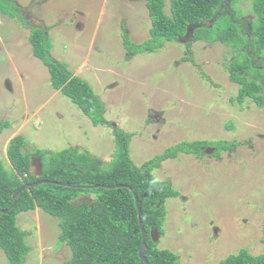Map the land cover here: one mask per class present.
<instances>
[{
  "label": "rangeland",
  "instance_id": "1",
  "mask_svg": "<svg viewBox=\"0 0 264 264\" xmlns=\"http://www.w3.org/2000/svg\"><path fill=\"white\" fill-rule=\"evenodd\" d=\"M8 1L19 10L14 19L0 13V122H9L0 135V159L6 168L7 144L16 135L27 140L24 150L32 153L36 174L37 148L76 147L106 166L116 152L114 128L132 134L129 157L135 166L183 141H234L219 156L214 147H205L199 157L179 154L152 170L157 181L179 193L166 200L164 233L153 232V239L181 264H220L242 248L264 253V107L235 101L238 85L226 70L233 56L229 48L191 42L186 34L157 52H137L150 38L145 0ZM230 1L236 15L254 19L251 0ZM169 9L165 0V14ZM31 27L46 30L51 56L89 82L112 126H94L52 89L46 66L32 55ZM123 34L132 47L125 48ZM185 51L193 62L183 60ZM92 212L101 222V212ZM58 222L39 209L18 215L17 225L29 233L24 264L70 258L69 247L58 241ZM0 264H7L1 250Z\"/></svg>",
  "mask_w": 264,
  "mask_h": 264
},
{
  "label": "trees",
  "instance_id": "2",
  "mask_svg": "<svg viewBox=\"0 0 264 264\" xmlns=\"http://www.w3.org/2000/svg\"><path fill=\"white\" fill-rule=\"evenodd\" d=\"M145 1L151 19L150 38L137 52H157L166 43L180 40L186 34L191 42L220 43L233 54L226 70L230 82L238 85L235 101L249 100L259 108L264 107V0H251L254 19L249 21L235 14L234 1L170 0V15L164 12L165 0ZM227 4L229 11L224 8ZM18 10L14 2L0 0L1 14L14 19ZM123 36L125 48L132 47L128 36ZM28 41L32 55L46 66L52 89L68 98L94 126H112L105 117L103 101L89 82L73 75L65 62L51 56L52 44L47 31L31 27ZM185 53L188 57L183 60L193 62L189 51ZM8 126L9 122H0V133ZM227 128L230 129V125ZM113 136L116 152L104 167L87 151L80 152L76 147L61 152L35 149L41 161L40 175L32 170V153L24 150L25 137L16 135L9 141L6 155L11 168H6L0 159V250L7 264L25 263L30 251L29 233L21 230L16 222L19 214L36 208L59 220L58 241L71 251L70 258L61 264H144L138 256L142 244L138 210L128 188L82 189L46 183L25 189L13 205L15 192L42 180L70 185L131 187L139 202L147 263L181 264L177 254L160 249L153 239V232L163 236L166 200L178 197L179 193L168 183L157 181L151 172L161 161L179 154L199 157L205 147H214L215 155L219 156L221 151L229 150L234 141H183L141 166H135L129 157L132 134L114 128ZM85 194L93 197L81 199ZM92 209L101 212V222L96 220ZM220 264H264V253L252 255L242 248L222 259Z\"/></svg>",
  "mask_w": 264,
  "mask_h": 264
},
{
  "label": "water",
  "instance_id": "3",
  "mask_svg": "<svg viewBox=\"0 0 264 264\" xmlns=\"http://www.w3.org/2000/svg\"><path fill=\"white\" fill-rule=\"evenodd\" d=\"M46 183H49V184H54V185H60V186H65V187H73V188H82V189H94V188H97V187H101V188H107V189H111V188H123V187H126L128 188L131 193L133 194V197L135 199V203H136V207H137V210H138V220H139V225H140V230H141V233H142V244H141V247L139 249V252H138V256L139 258L143 261L144 264H148L147 261H146V258L144 256V250L146 248V245H145V236H144V233H143V228H142V224H141V219H140V215H141V212H140V207H139V202H138V198H137V195L134 193V191L132 190L131 187L129 186H125V185H116V186H104V185H101V186H83V185H70V184H66V183H60V182H52V181H38L36 183H33L31 185H26V186H23L21 189H19L17 192H15L12 196L13 198V205L16 203V199L18 197V195L24 191L25 189H28L30 187H37L38 185H41V184H46ZM7 211H4V213H7Z\"/></svg>",
  "mask_w": 264,
  "mask_h": 264
},
{
  "label": "clouds",
  "instance_id": "4",
  "mask_svg": "<svg viewBox=\"0 0 264 264\" xmlns=\"http://www.w3.org/2000/svg\"><path fill=\"white\" fill-rule=\"evenodd\" d=\"M7 128H9V126H8ZM7 128H6V129H7ZM4 130H5V129H4ZM4 130H3V131H4ZM3 131H2V132H3ZM2 132L0 133V135L2 134ZM10 140H11V139H10ZM10 140H9V141H10ZM8 143H9V142H8ZM7 145H8V144H7ZM6 150H7V148H6ZM6 158H7V155H6ZM7 160H8V159H7ZM2 162H3V161H2ZM8 163H9V161H8ZM32 163H33V161H32V159H31V164H32ZM9 165H10V163H9ZM10 168H11V165H10ZM32 170H33V164H32ZM33 172H34V171H33ZM34 173H35V172H34ZM35 174H36V173H35ZM40 174H41V161H40V167H39L38 175H40ZM36 209H39V208H36ZM39 210H41V209H39ZM41 211H42V210H41Z\"/></svg>",
  "mask_w": 264,
  "mask_h": 264
},
{
  "label": "flooded vegetation",
  "instance_id": "5",
  "mask_svg": "<svg viewBox=\"0 0 264 264\" xmlns=\"http://www.w3.org/2000/svg\"><path fill=\"white\" fill-rule=\"evenodd\" d=\"M229 3L231 2L230 0H227ZM228 5V4H227ZM227 5H225V6H227ZM224 5H222V7H223ZM224 6V8L226 9V10H228L229 11V7L227 8V7H225Z\"/></svg>",
  "mask_w": 264,
  "mask_h": 264
}]
</instances>
